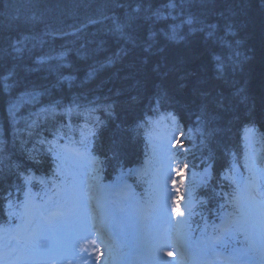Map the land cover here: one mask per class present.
I'll return each instance as SVG.
<instances>
[{
    "label": "trees",
    "instance_id": "1",
    "mask_svg": "<svg viewBox=\"0 0 264 264\" xmlns=\"http://www.w3.org/2000/svg\"><path fill=\"white\" fill-rule=\"evenodd\" d=\"M167 2L0 0V109L5 97L19 93L48 101L56 114L70 106L74 110L80 102L83 109L88 102L93 106L59 127L32 128L37 135L33 140L26 126L23 135L17 132L23 108L1 120L0 220L5 202L21 189V174L11 163L26 173L31 169L49 175L51 141L72 134L77 138L81 127H92L89 147L101 182L112 183L125 174L133 181V168L144 159L147 123L160 115H173L185 131L177 148L180 162L196 176L204 174L205 182L194 190L200 216L211 219L223 211L232 192L224 174L230 160L241 156L242 129L264 126V0H191L180 18L190 15L193 24L181 28L184 38L177 41L159 33L179 19L153 24L143 20L148 14L143 10L132 13L139 15L142 27L124 31L143 40L151 27L158 33L151 52L115 31L137 4L155 10ZM18 40L23 41L17 45L20 53L12 49ZM158 101V108L149 107ZM247 120L252 123L242 124ZM190 129L196 133L187 134ZM113 145L115 157L108 151Z\"/></svg>",
    "mask_w": 264,
    "mask_h": 264
},
{
    "label": "snow or ice",
    "instance_id": "2",
    "mask_svg": "<svg viewBox=\"0 0 264 264\" xmlns=\"http://www.w3.org/2000/svg\"><path fill=\"white\" fill-rule=\"evenodd\" d=\"M191 3V0H168L167 3L161 5L160 8L155 10L151 9L149 5L147 8H143L141 4H137V6L132 9L130 13L126 14V23L124 25L117 24L115 31L119 33V35L127 42L133 44L134 46L143 47L145 52H151L153 48L156 46L157 40L156 37L158 33L150 27L148 30L147 37L141 40L138 36L126 33L124 31L125 27L132 28L133 31H136L140 27L138 21L140 19L139 15H133L132 13H140L142 10L146 14L143 17L145 22L156 23L159 21H167L172 20L176 21L179 19V23H171L168 25L167 29H161L159 35H161L164 39L168 41H177L182 40L184 37L180 35V30L184 25L191 26L193 24V18L189 15L186 19H181L184 15V9L187 4ZM123 7V5H119ZM175 13V14H174ZM90 23H94V21H90ZM205 27L209 29H214L215 25H206ZM190 31H197V29L190 28ZM199 31H204L203 28L199 29ZM209 37L213 36V32L209 31L207 34ZM23 41L18 40L12 44V49L14 52L20 53L23 49L18 47L17 45H22ZM158 51H163V49H157ZM5 81L7 80V76L3 78ZM5 87L7 84L5 83ZM218 104L222 103L221 100L217 101ZM204 107L202 106L201 112L204 114ZM198 119H200L198 117ZM115 144V142H114ZM88 146L85 145V152H87ZM110 155L115 157L117 152L114 149V145L110 146L108 149ZM91 163L96 164L97 161L95 159L91 160ZM264 173V170H261ZM238 186H242V191L247 193V200L244 203H241L239 197H233L237 201V208L241 213L242 217L245 219V223L248 226L257 232V234L264 239V199H258V197H264V184H258L255 179V172H253L252 176L249 177H241L237 182ZM55 202H53V205ZM53 205H49L48 208L41 210L40 216L42 220L45 222V226L41 228L39 233H33L32 235V244L28 245H20L19 240L16 237H9L8 241L3 245L8 249L18 251L20 255L24 257L26 261L31 262V264H37L38 258L44 255H47L49 252L54 249L48 246L45 241V233L49 231L47 225L49 224H61L64 220L65 213L60 211L59 208L56 212H52L51 208ZM24 212L27 213L28 203L26 202L22 205ZM47 213V215H45ZM241 225L239 222L228 219L225 221L223 226V232L225 234H230L233 230L238 229ZM81 229H87L86 221L81 223ZM82 238V237H81ZM219 239V238H217ZM77 237L72 230L63 231L60 237L59 250L65 253L74 252L75 243ZM259 254L262 258H264V249L259 251ZM171 255V253H169ZM0 264H3V261H0ZM262 264H264V259H262Z\"/></svg>",
    "mask_w": 264,
    "mask_h": 264
},
{
    "label": "rangeland",
    "instance_id": "3",
    "mask_svg": "<svg viewBox=\"0 0 264 264\" xmlns=\"http://www.w3.org/2000/svg\"><path fill=\"white\" fill-rule=\"evenodd\" d=\"M174 136L176 138H178L179 135L176 134ZM161 139H164V137L162 135H157V134L152 135L151 140H150L152 147H154V145L156 146V144ZM165 146H168L170 148L169 143H165ZM154 152L158 154V157L155 159V161L162 163L163 169L161 172L150 171V176L153 177L155 179V181H157V179H158L159 181H157V182H160L162 180L163 183L164 182H168L169 184L172 183L173 184L172 189L175 191V194H174L175 197L173 200L171 199L172 196L170 195L165 201H162V207L161 206H157V207L159 208V210H161L163 212L162 213L163 217L165 216L167 221L171 224L172 230L174 229V231L176 230V232L178 233L180 229L182 230L181 227L186 223L187 218L190 217L185 212V209L183 210V208L181 209L178 207L176 209V207H175L178 204L179 205L181 204V207L183 205V203L180 201L179 194L181 192H180V188L178 187V183L181 180H182V182H185L186 180L183 176L182 169L180 167L175 168V166H173L172 162L167 161V159H165L162 156V146H160V147L156 146V148L154 149ZM250 162H252L251 165H249ZM57 163H58V168H59L58 172H59L60 176L66 177L69 183H71L72 180H74V177L72 175H79L80 174V170L77 168H74L73 165H69L67 157H65L63 155L57 156ZM245 167L251 168L252 173L255 172V179H256V182L258 184H264V176L263 175L262 176L256 175L255 167H259V164L255 162V160L253 159V156H251V153L247 154ZM66 168H68L70 170H68ZM257 169H259V168H257ZM70 171L72 172V174ZM156 171H158V170H156ZM257 174H258V172H257ZM238 175H239V173H238ZM163 187H164V190H166V188L168 187V184L167 185L164 184ZM69 189H70V193H71L69 199L77 201L78 206L80 207V208L77 207V214L79 215V219L78 220L72 219V224L74 222H77L79 224V229L76 231L79 234V230L81 228V223L86 221L87 229L85 231L87 233V236H86L87 240L92 245L96 244L97 249L100 251V256L101 255L104 256L103 262H105V264H112L111 258H110L111 257L110 251L105 250L104 248L100 247L101 241L103 242L102 232H100V233H94L93 232L94 218L95 217L90 216L91 217L90 218L91 223H88L89 222V219H88L89 216L87 213L90 211V209H91L90 215L96 216L97 214H99L101 212V210L99 211V209H101L99 207L101 205V203L98 201L100 197L95 195V193H97L98 189L97 188L94 189L93 192L90 190L91 197L90 196L87 197L85 195V193L83 192V190H84L83 181L79 182V178H77L75 180L74 186H70ZM170 189L171 188L169 187L168 193H169ZM89 202H90V205L86 206V204ZM234 203L236 205V209H238L237 203L236 202H234ZM109 204H110V202H109ZM174 204H176V205L174 206ZM83 207L85 209H83ZM154 207H155V204L153 203L152 209ZM120 209H121V207H120ZM178 209H179V211H177ZM122 211L123 212H120V213H118L117 211H113V215L116 217H120L121 219L123 218V222H125L129 226L131 224V220L126 218L127 216H129V213L126 210V207L124 209H122ZM106 221L109 222V220H106ZM89 227H91V229H92V234L89 233V230H88ZM122 228H124V227H122ZM183 231H185V230H183ZM88 233H89V235H88ZM125 235H126V231L124 233H122V235L120 236V239L123 238V240H124V243H122V245H124V247L122 248L123 250H124L125 246H127V244H128V240L126 239ZM161 235L164 238V240L167 241L170 238V241H169L168 245H161L160 243L158 245H156V242H155L153 244L155 247V250L152 253L151 259H155L157 257L158 260H161V258L157 255V253L160 251V252H162V259L163 260L166 256H168L173 261H177L175 256H178V255L175 254L174 241H173L172 235L171 236L166 235V234H161ZM174 235H175V233H174ZM184 237L185 236H182L179 234L178 242H182L183 244L186 243V240H184ZM153 240L156 241V238L154 236L146 235V242H147L146 246L149 247L150 245H152ZM113 244L114 243H108L105 245V247L107 249H110L111 246H114ZM169 253H171V255H169ZM178 258H180V257H178ZM100 259H101V257H100ZM173 261H172V263H173ZM172 263H166V264H172Z\"/></svg>",
    "mask_w": 264,
    "mask_h": 264
},
{
    "label": "bare ground",
    "instance_id": "4",
    "mask_svg": "<svg viewBox=\"0 0 264 264\" xmlns=\"http://www.w3.org/2000/svg\"><path fill=\"white\" fill-rule=\"evenodd\" d=\"M11 85L13 86L14 83ZM31 97L25 96L24 93H19L15 95L14 98H4L3 102V108L0 109V123L1 120H7L5 118L6 116H10L11 118L14 117V112H16L18 109L21 110L23 108V114L19 117L20 120L23 122L20 124L19 129L17 130L18 134L23 135L26 131V129L29 127L31 129V133L28 134V139H32L33 137H37L34 132H32V128H35L39 131H41V128L39 126L45 125V124H59L62 122L68 121L70 118L75 116L81 117L83 114H87L86 112H90L93 109V106L90 102L85 104V109H83V104L81 105V102L78 104V108H75L73 110V106H70L66 111L58 110L59 112L56 114V111L47 107L49 105L48 101H45L39 97H35L32 99H29ZM10 103H13L14 106H10ZM161 104V102H152L150 104V108H158L157 105ZM45 106V107H44ZM36 108V109H35ZM139 118V117H138ZM141 119V118H140ZM248 123H252L251 120L245 121L244 125H247ZM26 126V129L23 127ZM40 138L44 137V134L40 132ZM73 137H76V135L72 134ZM0 149V157H3V153ZM9 160H12L11 157H9ZM10 167L14 170L19 171V179L24 178V175L26 171L24 169L15 166L14 163L10 164Z\"/></svg>",
    "mask_w": 264,
    "mask_h": 264
}]
</instances>
